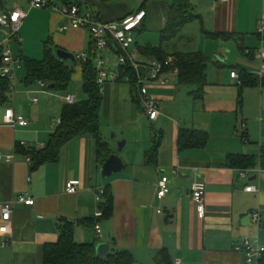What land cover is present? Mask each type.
Segmentation results:
<instances>
[{
    "label": "crops",
    "instance_id": "1",
    "mask_svg": "<svg viewBox=\"0 0 264 264\" xmlns=\"http://www.w3.org/2000/svg\"><path fill=\"white\" fill-rule=\"evenodd\" d=\"M172 1L63 0V3L78 5L106 23L146 11V20L135 31V50L139 53V47L161 46ZM191 3L200 18L184 28L175 47L178 51L200 52L207 57L208 85L204 96L195 98L196 88L180 85L178 75L170 74L168 85L148 87L150 97L162 108L159 118L152 122L143 101L136 104L137 109L123 112L120 83H108L101 107L103 115L113 118L111 122L115 126L123 120L134 133L129 137L125 129L121 138L127 140L126 147L120 152L112 144L116 133L110 135L103 129L100 112L102 136L109 143L112 155L120 156L126 166L108 181L103 179L105 163L99 161L96 143L88 136L65 145L57 162L36 169L24 155L17 153V146L22 143L38 150L43 144L47 146L67 105L64 98L73 94L79 102L77 94L53 90L50 86L44 92L27 94L28 89L37 87H25L22 83L25 76H21L10 104L0 106V153L16 155L14 162L0 161V264H44L45 246L58 242L65 222L75 224L77 243L96 246L106 243L110 246L109 253L130 251L138 264H156V256L163 249L169 251L174 264L176 261L247 264L245 255L235 250V244L250 239L264 247V224L258 227L251 218L253 212H264V84L242 85V78L260 77L262 65L257 52L262 41L258 30L264 0L226 3L191 0ZM15 10L28 14L21 27L24 34L27 36L34 29L43 40L47 38L46 42L58 48L56 54L60 49L71 54L89 52L90 33L71 29L66 31L68 37H62L57 28L60 26L64 32L63 27L69 21L52 9L34 11L25 0H0V13ZM196 23L200 27L198 31L192 26ZM207 33L227 34L232 39H211ZM55 37L64 46L58 45ZM22 51L28 57L25 49ZM118 52L113 44L103 53L110 71L116 74L120 69ZM139 55L142 61L148 60ZM232 72L238 73L240 80L233 79ZM80 74L83 83L82 67ZM58 91L64 93L60 95ZM130 95L133 99L131 86ZM20 97L24 100L20 101ZM34 99H38L37 104L33 103ZM11 108L25 117L28 127L14 129L3 125L5 112ZM182 130L206 133V146L180 151ZM159 135L162 139L158 161L156 166H150L146 156ZM232 156L253 157L255 167L231 168L228 159ZM243 171H249L247 179L241 177ZM162 177L169 178L170 193L159 200L158 184ZM198 179L206 183L204 217L191 198L192 186ZM73 181L80 182L76 195L66 191L67 183ZM249 186L257 192H247ZM101 189H108L114 210L110 218L98 220L96 197ZM22 194L30 195L36 204H17L12 221L4 224L2 207ZM98 221L102 227L100 238L93 227Z\"/></svg>",
    "mask_w": 264,
    "mask_h": 264
},
{
    "label": "trees",
    "instance_id": "2",
    "mask_svg": "<svg viewBox=\"0 0 264 264\" xmlns=\"http://www.w3.org/2000/svg\"><path fill=\"white\" fill-rule=\"evenodd\" d=\"M65 1V0H64ZM110 2L113 0H102ZM200 17L195 14L191 0H173L171 15L167 28L162 32V44L156 48L153 46L139 47V53L148 58H157L166 61L172 57L175 59V67L179 68V83L183 86L196 88L193 92L195 98L202 99L205 88L208 85V59L200 52L185 53L176 50L175 43L180 39L186 26L196 22ZM207 36L216 40H229L232 36L227 34L207 33ZM92 39V37H91ZM58 48L51 42L44 46V57L35 60L26 57L22 49L17 55L25 70L22 83L27 88L36 87L38 82H45L49 86L55 85L56 90L68 91L74 76V70L61 61L56 50ZM96 45L92 39L88 54L94 58ZM4 47L0 45V66ZM79 60H76L78 62ZM82 67L83 92L86 99L67 104L61 115V125L56 133L51 135L45 149L25 148L17 146V153L29 156L34 168L59 160L62 148L72 140L80 137H91L96 143V153L99 161L104 164L112 155L109 143L103 138L101 131V107L103 95L98 85V72L95 60L87 62L79 61ZM118 83H127L129 78L133 99L136 104H142V98L138 91L134 72L130 68H120ZM249 77V76H248ZM250 81V82H249ZM264 84V76L257 79L242 78V85ZM13 84L9 80L0 79V106H7L11 102ZM161 136H156L153 149L147 154V164L156 166L158 150L161 145ZM208 142V135L203 132L182 130L179 136L180 151L193 148H203ZM231 168L249 169L255 167V159L248 156H232L228 159ZM103 205L104 219L113 215V199L108 189L105 191ZM95 223H93V227ZM44 264H138L135 256L130 251H113L105 257H98L96 244H79L75 241V224L65 222L60 228V236L57 243L48 244L44 250ZM156 264H174L167 249L161 250L156 256ZM264 264V255L260 260Z\"/></svg>",
    "mask_w": 264,
    "mask_h": 264
},
{
    "label": "built area",
    "instance_id": "3",
    "mask_svg": "<svg viewBox=\"0 0 264 264\" xmlns=\"http://www.w3.org/2000/svg\"><path fill=\"white\" fill-rule=\"evenodd\" d=\"M29 3L31 9L46 10L52 9L54 12L60 14L66 18L69 23L63 27V31L69 30H87L95 45V55L92 58L88 53H83L76 56L79 61L87 62L94 59L96 69L98 72V85L102 95L105 93V88L108 83L118 82L120 77L119 73H113L110 71L108 60L103 56V53L111 48L114 44L118 47L117 66L119 68H130L134 72V77L138 91L141 95L145 113L149 119L153 122L156 121L161 115L162 108L160 103L151 98L148 92V87L152 84L168 85L170 74H179V68L175 67V59L170 57L166 61L159 60L157 58H148L147 61H142L141 56L135 50L136 38L135 31L146 20L147 12L141 11L137 14H132L119 22L106 23L100 21L94 14L88 11H84L82 7L73 5L70 3H63V0H25ZM220 3H226L228 0H217ZM28 18V14L23 10H15L14 12L0 13V28L10 30L8 38L4 41L2 46L4 52L2 55V65L0 66V79L9 80L13 84V93H17V86L20 82L18 71L23 68L21 59L15 55L13 48L10 46L11 40L16 38L19 43L23 41L18 37L20 29L24 21ZM258 35L261 38L262 45L257 52V58L261 62L260 77L264 76V14L259 21ZM233 79L240 80V75L236 72L231 73ZM127 83H130L129 78L126 79ZM241 84V83H240ZM36 89H28L27 94L41 93L49 88V85L45 82H38ZM66 104H75L77 98L75 95L70 94L64 98ZM38 99H34L33 103L37 104ZM61 119L58 120V126L61 125ZM3 125L12 127L14 129L18 127H28L29 123L22 115L16 113L15 109H7L3 117ZM25 148H30L26 143H22ZM46 145H41V149H45ZM16 159L15 154L5 155L0 153V161L14 162ZM28 163H32V159L29 156H25ZM249 171H243L241 177L247 179L249 177ZM169 178L162 177L158 184L157 198L163 200L170 193ZM80 190V182L73 181L66 185V191L68 194L76 195ZM247 192H257L255 187L249 186L246 188ZM105 190H98L96 197L97 211L95 214L96 219L100 220L104 218L103 210V198ZM191 198L197 205L198 211L201 216H205L206 213V183L198 179L194 182L191 191ZM17 204L34 206L36 201L28 194H22L17 199L2 207L1 219L4 224H9L12 221L13 211ZM159 214H163L162 210L158 211ZM252 221L258 227L264 224V212L256 211L251 214ZM97 232L98 238L102 236V227L98 222L94 226ZM3 247L6 244L2 245ZM235 250L241 252L246 257L247 264H260V260L264 255V247L258 241H252L250 239H244L235 244ZM175 264H181L180 261H176Z\"/></svg>",
    "mask_w": 264,
    "mask_h": 264
},
{
    "label": "rangeland",
    "instance_id": "4",
    "mask_svg": "<svg viewBox=\"0 0 264 264\" xmlns=\"http://www.w3.org/2000/svg\"><path fill=\"white\" fill-rule=\"evenodd\" d=\"M36 9H34L35 11ZM48 10V9H46ZM36 11H40V10H36ZM193 28H195V31H198L200 29L198 23L192 25ZM88 34L89 32L87 30H85ZM57 32L58 34H61L62 37H68L69 33L68 32H62L60 29V26H58L57 28ZM56 32V33H57ZM10 33V30H5L0 28V45H2L4 43V41L8 38V34ZM18 37L23 41L22 43H19L16 38L11 40V44L10 46L13 48V51L15 53V55H19V49H25V51L27 52V56L30 58H38V59H43L44 57V42L48 41L46 40L47 38H45V40H43V37L40 36V34L36 31H34V29H32L30 31L29 35H25L24 31L22 30V28L20 29V33L18 34ZM56 38V37H55ZM56 42L58 45L64 46V44L59 43V41L56 38ZM73 55L78 56L81 55L78 52H72ZM66 64L71 67L74 70V76L72 79V83L69 87V92L77 94L79 97V101H83L86 99V96L83 92V83H82V79H81V74H80V70H81V64L80 62H72V61H68L66 62ZM19 73V77L21 78V76H25V70L22 68L18 71ZM120 94H121V99H122V104H123V108L122 111L126 112V110L128 109H137L138 106L136 105V103L133 101V99L131 98L130 95V86L128 83H120ZM60 95L64 92H59ZM64 96V95H63ZM24 100V97H20V101ZM22 103V102H20ZM2 109L0 108V111ZM101 114L103 115V108L101 111ZM113 118H107L106 115H103V129L104 131H107V133H110V135H112L113 133H116L117 137L115 139H112V144L114 145V147L117 150H120V144L125 140V138H121L123 137V135L125 134V129L126 130V135H128L130 137L134 136L133 131H131L129 129V127L125 124H123V120L120 122V124L118 126H115L114 124H112ZM128 127V128H127ZM106 133V132H105Z\"/></svg>",
    "mask_w": 264,
    "mask_h": 264
},
{
    "label": "water",
    "instance_id": "5",
    "mask_svg": "<svg viewBox=\"0 0 264 264\" xmlns=\"http://www.w3.org/2000/svg\"><path fill=\"white\" fill-rule=\"evenodd\" d=\"M57 56L61 61L65 63L68 61L76 62L77 60L73 54L62 49L57 51ZM50 89L54 90L56 89V86L52 85L50 86ZM125 147H126V141L120 144V152H122ZM125 168L126 166L124 160L117 154H113L110 156V158L105 162L103 166V179L105 181H108L112 176L123 172ZM96 250L98 257H105L110 252V246L106 243H101L96 246Z\"/></svg>",
    "mask_w": 264,
    "mask_h": 264
}]
</instances>
